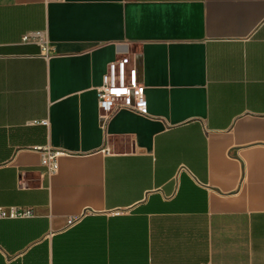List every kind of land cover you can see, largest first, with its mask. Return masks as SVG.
Instances as JSON below:
<instances>
[{
	"label": "crops",
	"instance_id": "0c3cea01",
	"mask_svg": "<svg viewBox=\"0 0 264 264\" xmlns=\"http://www.w3.org/2000/svg\"><path fill=\"white\" fill-rule=\"evenodd\" d=\"M0 206V264H264V0H0Z\"/></svg>",
	"mask_w": 264,
	"mask_h": 264
},
{
	"label": "built area",
	"instance_id": "2783aa9c",
	"mask_svg": "<svg viewBox=\"0 0 264 264\" xmlns=\"http://www.w3.org/2000/svg\"><path fill=\"white\" fill-rule=\"evenodd\" d=\"M29 36H25L28 40ZM103 83L98 89V105L103 120H107L121 109H132L138 113H147V101L144 85L140 83L138 71L135 66L127 67V60L116 59L110 62ZM47 124V121H42ZM59 151L50 149L42 152L41 164L49 175H53L59 168ZM31 207L0 206V219H19L32 217ZM81 219L70 217L69 225H74Z\"/></svg>",
	"mask_w": 264,
	"mask_h": 264
}]
</instances>
